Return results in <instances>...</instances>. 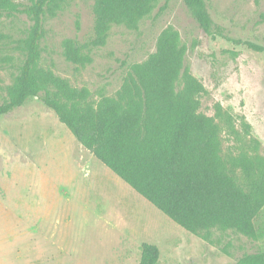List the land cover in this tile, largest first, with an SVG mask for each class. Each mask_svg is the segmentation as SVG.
Segmentation results:
<instances>
[{
    "label": "rangeland",
    "instance_id": "rangeland-1",
    "mask_svg": "<svg viewBox=\"0 0 264 264\" xmlns=\"http://www.w3.org/2000/svg\"><path fill=\"white\" fill-rule=\"evenodd\" d=\"M205 1L224 35H206L183 0H156L136 28L112 25L104 45L85 48L91 61L79 66L64 58L62 41L92 38L94 0H64L53 15H43L39 66L87 88L96 103L115 96L131 64L144 61L159 33L172 27L186 47L185 65L204 86L199 111L220 124L222 155L253 148L256 141L264 156V52L232 41L264 46V0ZM31 25L26 14H0V102L22 64ZM216 105L224 116L216 115ZM79 146L36 97L0 115V264H138L144 242L159 248L156 264H234L264 251V207L254 218L257 236L213 229L208 242L93 154L90 164Z\"/></svg>",
    "mask_w": 264,
    "mask_h": 264
},
{
    "label": "trees",
    "instance_id": "trees-1",
    "mask_svg": "<svg viewBox=\"0 0 264 264\" xmlns=\"http://www.w3.org/2000/svg\"><path fill=\"white\" fill-rule=\"evenodd\" d=\"M63 1L0 0V14L23 13L32 20L24 59L0 102V115L36 97L83 147L186 231L208 242L213 229L257 236L254 218L264 207V156L257 153L256 141L253 148L222 155L220 124L199 111L204 86L184 63L186 47L178 31L163 29L155 50L131 64L116 95L93 103L87 88L39 66L43 15H53ZM155 2L94 0L92 38L83 44L65 38L64 58L79 66L90 63L85 48L104 45L112 25L136 28ZM183 2L206 35H224L205 0ZM232 41L264 52L253 41ZM215 107L216 115L224 116ZM140 248L138 264L157 263L155 244L144 242ZM234 264H264V251L245 254Z\"/></svg>",
    "mask_w": 264,
    "mask_h": 264
},
{
    "label": "crops",
    "instance_id": "crops-1",
    "mask_svg": "<svg viewBox=\"0 0 264 264\" xmlns=\"http://www.w3.org/2000/svg\"><path fill=\"white\" fill-rule=\"evenodd\" d=\"M73 135V134H72ZM79 144H80V146L79 147H83L82 145H81V143L79 142ZM84 151V152H83ZM85 151H87L86 153H85ZM82 152H83V154H84V158L91 164V152L88 150V149H86L85 147H83V150H82ZM97 159V158H96ZM102 163V162H101ZM103 164V163H102ZM104 165V164H103ZM106 166V165H105ZM107 167V166H106ZM108 168V167H107ZM112 173H114L110 168H108ZM108 173H110L109 171H106V172H104V174H108ZM115 174V173H114ZM109 175V174H108ZM120 180H122L117 174H115ZM123 181V180H122ZM124 183H126L125 181H123ZM127 184V183H126ZM128 186H129V184H127ZM130 188H132L131 186H129ZM133 189V188H132ZM134 190V189H133ZM135 191V190H134ZM136 192V191H135ZM139 194V193H138ZM144 198V197H143ZM145 199V198H144ZM150 203V202H149ZM151 204V203H150Z\"/></svg>",
    "mask_w": 264,
    "mask_h": 264
}]
</instances>
